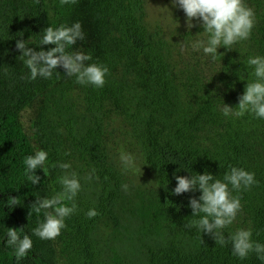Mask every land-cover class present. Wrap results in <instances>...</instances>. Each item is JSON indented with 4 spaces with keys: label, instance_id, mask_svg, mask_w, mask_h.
<instances>
[{
    "label": "trees",
    "instance_id": "obj_1",
    "mask_svg": "<svg viewBox=\"0 0 264 264\" xmlns=\"http://www.w3.org/2000/svg\"><path fill=\"white\" fill-rule=\"evenodd\" d=\"M244 3L255 12L250 37L231 50L218 48L213 60L192 48L194 38L207 39L198 21L191 30L169 31L149 21L147 0H0V264H58V258L63 264H264L255 252L241 259L230 242L222 246L185 227L199 218L188 206L199 190L172 194L174 173L207 171L221 180L231 167L254 173L250 189L232 192L244 208L243 221L221 231L227 238L250 230L253 242L264 244V119L221 111L223 102L235 111L255 79L248 58L264 57V0ZM80 14L89 24L78 49L91 55L86 63L107 67L104 86L78 84L62 67L50 78L30 79L16 41L47 51L55 45H40L43 29ZM35 98L41 105L32 121L34 146L20 114ZM112 131L153 174L151 190L137 202L122 187L127 169ZM39 149L48 153V172L36 169L41 180L33 185L24 159ZM58 163H70L68 171L77 174L80 191L64 202L77 207L58 237L41 240L33 229L44 213L29 211L37 198L62 191ZM10 196L18 197L15 207L7 206ZM90 209L98 213L93 218ZM8 228L33 242L19 261L7 246Z\"/></svg>",
    "mask_w": 264,
    "mask_h": 264
},
{
    "label": "clouds",
    "instance_id": "obj_2",
    "mask_svg": "<svg viewBox=\"0 0 264 264\" xmlns=\"http://www.w3.org/2000/svg\"><path fill=\"white\" fill-rule=\"evenodd\" d=\"M59 2L61 5L76 4L77 0H59ZM171 2L173 7L183 10L188 29L197 26L193 24L194 19L199 22L203 32L207 34V39L195 41L192 48L197 51L202 49L203 53L210 55L213 60L219 54L218 48L231 50L235 43L247 40L255 25V12L244 3V0H171ZM84 39L85 33L81 22L76 21L70 26L62 24L59 27L48 26L43 29L40 45H55L47 51L43 49L36 51L27 46L23 39L17 40L15 46L21 53L19 58L30 70V79L34 80L38 76L50 78L54 70L62 67L65 76L75 77V82L78 84L103 87L108 73L107 67L86 63L92 57L82 50L66 51L67 46H73L78 40ZM247 64L253 68L252 74L255 79L246 83L243 94L238 97L235 111L234 107L224 102L221 111L225 117L230 115L241 117L250 112L257 118L264 119V57H249ZM47 159L48 153L42 149L36 150L34 155L25 157V175L33 185L41 180V177L35 174L36 169H43L44 174L47 175L48 170L45 167ZM120 160L125 169L134 167V157L131 154L122 152ZM58 167L64 170V174L58 177L62 191L51 198H37L29 211V215L31 212L44 213V221L33 229V234L41 240H54L58 237L61 230L66 227L65 218L77 207L74 202L70 207L64 203L66 200L74 201L80 191L81 185L77 174L68 171L71 168L70 163H58ZM174 176L176 187L173 195L197 190L201 193L198 198H189L188 206L191 208L192 216L199 218L186 224V228L196 227L199 231L211 235L215 243L222 246L230 242L233 255L241 259L246 258L250 252H255L259 259L264 260V244L253 242L250 230L238 229L227 238L221 231L234 222L241 209L240 198L233 196L232 192H238L242 188L250 189L256 183L254 173L243 168L231 167L222 180L207 171L190 177L175 173ZM122 187L127 191L128 185ZM18 203V197L10 196L7 200L8 207H15ZM97 214L94 209L87 212L89 218ZM6 243L14 249L17 261L25 257L33 246L31 238L28 235L21 238L15 228H8Z\"/></svg>",
    "mask_w": 264,
    "mask_h": 264
},
{
    "label": "rangeland",
    "instance_id": "obj_3",
    "mask_svg": "<svg viewBox=\"0 0 264 264\" xmlns=\"http://www.w3.org/2000/svg\"><path fill=\"white\" fill-rule=\"evenodd\" d=\"M147 16L152 24H160L167 30L175 31L179 27V31L188 29L186 23V16L182 9L173 7L171 0H147ZM65 25H71L73 22L80 21L82 29L85 30L88 27L89 19L84 14L74 15L73 17L62 20ZM191 30V29H190ZM193 40H203L202 37H196ZM190 45V41H187ZM82 44L81 40H78L74 46V50H77ZM191 55V54H190ZM41 105L40 99H33L20 114V121L24 131L29 136L32 144L35 146L33 140V127L32 121L39 113V106ZM110 140L117 143L120 154L129 153L134 157V167L127 169V178L125 184L128 185L126 191V197L132 201H138L141 197L146 196L152 188L154 178L152 172L147 169L139 160L138 156L130 150H127L124 146L122 138H119L115 131L110 134ZM151 181V182H150ZM127 206L130 208H137L133 206L131 202H127ZM245 217L244 208L241 207L232 225L241 224ZM58 264H63L61 258H58Z\"/></svg>",
    "mask_w": 264,
    "mask_h": 264
}]
</instances>
